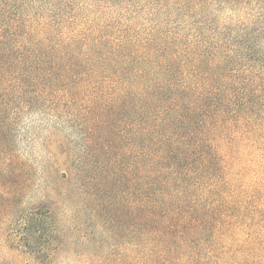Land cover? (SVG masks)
Segmentation results:
<instances>
[{"label": "trees", "instance_id": "1", "mask_svg": "<svg viewBox=\"0 0 264 264\" xmlns=\"http://www.w3.org/2000/svg\"><path fill=\"white\" fill-rule=\"evenodd\" d=\"M129 1L0 0V133L83 109L100 136L73 177L94 192L129 189L125 134L132 264H219L262 220L244 176L264 180V0Z\"/></svg>", "mask_w": 264, "mask_h": 264}, {"label": "rangeland", "instance_id": "2", "mask_svg": "<svg viewBox=\"0 0 264 264\" xmlns=\"http://www.w3.org/2000/svg\"><path fill=\"white\" fill-rule=\"evenodd\" d=\"M140 5L120 0L124 10ZM86 118L83 109L35 112L0 133V264H132L139 235L133 154H125L126 135L118 136L114 171L122 182L126 164L133 165L129 189L94 192L84 176L76 183L75 170L93 159L96 142L87 139L100 136L88 130ZM258 175L244 177L255 182L262 220L245 239L230 237L219 264H264V180Z\"/></svg>", "mask_w": 264, "mask_h": 264}]
</instances>
